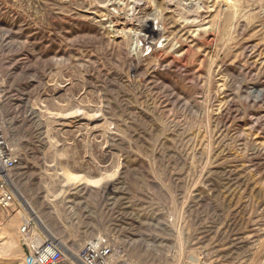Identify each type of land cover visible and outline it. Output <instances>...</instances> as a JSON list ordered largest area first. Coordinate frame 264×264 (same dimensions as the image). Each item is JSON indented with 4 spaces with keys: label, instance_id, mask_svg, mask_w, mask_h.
I'll list each match as a JSON object with an SVG mask.
<instances>
[{
    "label": "rangeland",
    "instance_id": "1",
    "mask_svg": "<svg viewBox=\"0 0 264 264\" xmlns=\"http://www.w3.org/2000/svg\"><path fill=\"white\" fill-rule=\"evenodd\" d=\"M0 118V264L49 234L17 192L68 253L264 264V0H0Z\"/></svg>",
    "mask_w": 264,
    "mask_h": 264
},
{
    "label": "built area",
    "instance_id": "2",
    "mask_svg": "<svg viewBox=\"0 0 264 264\" xmlns=\"http://www.w3.org/2000/svg\"><path fill=\"white\" fill-rule=\"evenodd\" d=\"M20 164V155L11 146L0 118V207L8 208L15 190L10 172ZM19 234L25 246L23 264H60L71 256L78 264H113V249L104 237L88 239L76 252L68 253L51 235L38 230L32 215L22 218Z\"/></svg>",
    "mask_w": 264,
    "mask_h": 264
},
{
    "label": "bare ground",
    "instance_id": "3",
    "mask_svg": "<svg viewBox=\"0 0 264 264\" xmlns=\"http://www.w3.org/2000/svg\"><path fill=\"white\" fill-rule=\"evenodd\" d=\"M17 194L19 195V197L25 202V204L32 210V212L34 213L35 215V218H37V220L39 221V223L42 224V226L45 228V230L49 233V235H51V232L49 231V229L46 227L45 224H43V222L39 219V216L37 211H35V209L33 208V206L27 201V199L24 197L23 193H19L17 192ZM62 246V245H61Z\"/></svg>",
    "mask_w": 264,
    "mask_h": 264
},
{
    "label": "crops",
    "instance_id": "4",
    "mask_svg": "<svg viewBox=\"0 0 264 264\" xmlns=\"http://www.w3.org/2000/svg\"><path fill=\"white\" fill-rule=\"evenodd\" d=\"M60 264H78V262H76L75 260H73V261L65 260V261L61 262Z\"/></svg>",
    "mask_w": 264,
    "mask_h": 264
}]
</instances>
